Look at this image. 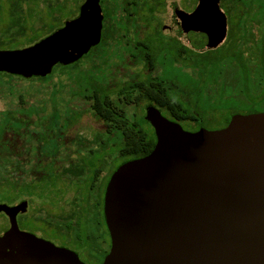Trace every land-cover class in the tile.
I'll return each mask as SVG.
<instances>
[{
  "label": "water",
  "instance_id": "water-1",
  "mask_svg": "<svg viewBox=\"0 0 264 264\" xmlns=\"http://www.w3.org/2000/svg\"><path fill=\"white\" fill-rule=\"evenodd\" d=\"M197 0L176 7L183 38L196 49L223 41L227 21ZM99 0L38 42L0 49V72L45 76L77 61L101 36ZM145 119L156 141L112 172L104 193L111 245L100 264H264V111L234 113L221 128L185 130L153 106ZM26 202L0 203L8 228L0 264H86L76 252L19 229Z\"/></svg>",
  "mask_w": 264,
  "mask_h": 264
},
{
  "label": "flooded vegetation",
  "instance_id": "flooded-vegetation-1",
  "mask_svg": "<svg viewBox=\"0 0 264 264\" xmlns=\"http://www.w3.org/2000/svg\"><path fill=\"white\" fill-rule=\"evenodd\" d=\"M12 1L9 6L14 8L9 23L32 29V42L22 44V47H25L62 28L68 20L76 18L84 0ZM160 1L158 9L150 14V7L155 6L156 0H99L102 11L100 40L81 58L72 62H79L87 54L95 56L100 63L99 69L96 70L107 71L109 75L107 83L101 82L97 86L99 89H109V94L116 101H122L125 90L131 97L135 88L142 91L146 99L141 101L137 98V103H133L132 98L129 99L127 102L131 104H127V112L141 123L146 136L154 139V144V128L145 119L146 108L149 106L155 107L163 116L181 126L186 123L187 128L182 126L185 130L206 128L195 122L177 121L161 107L165 88L181 99L182 91L187 87V83L181 84L178 76L168 79L164 73L165 68H180L182 60L191 57V61L187 60L185 63L192 64L189 68L191 75H194L192 67L197 68L198 56L204 59L217 48H228L230 45L228 22L225 37L216 47L200 50L189 45L183 38V24L176 18L175 8L179 7L190 13L197 6V0ZM202 3L207 8L204 0ZM160 9L163 10V18L157 16ZM257 25L260 29L261 24ZM260 37L261 32L257 39ZM20 46L15 48H22ZM70 64L56 63L45 76L25 77L0 72V175L3 176L4 183L14 188L15 204L26 202L25 210L16 215L19 229L76 252L79 259L86 264H100L111 245L104 218V193L115 169L107 178L102 175V169H97L98 172L95 173L87 169L78 179H70L71 161L81 160L80 164H83L86 163V151L99 152L109 149L80 148L76 152L77 148L70 146V127L76 124L84 113L71 124L68 110V69L58 75L59 65ZM61 76H65L66 80L52 82L54 77ZM15 79H33V83L22 85ZM38 85L49 90V100L38 99ZM223 87L224 85L222 90ZM183 100L186 106L193 105V101H189L186 94L183 95ZM197 119L201 120L200 117ZM143 123H147L150 129ZM101 125L103 130L98 131L99 135L115 137V132H108L102 122ZM72 180L80 183L74 191L69 211L56 214L39 209L28 214L34 198L46 201L52 209L54 204L60 207V203L68 200ZM0 214L7 218L4 212ZM0 228V233H3L8 227L3 225ZM86 259L90 262L85 261Z\"/></svg>",
  "mask_w": 264,
  "mask_h": 264
},
{
  "label": "trees",
  "instance_id": "trees-1",
  "mask_svg": "<svg viewBox=\"0 0 264 264\" xmlns=\"http://www.w3.org/2000/svg\"><path fill=\"white\" fill-rule=\"evenodd\" d=\"M11 1L12 0H10V2ZM160 3V0H156L154 4L155 6L150 7V14H153V11L158 9ZM217 3L221 4L223 11L226 14L225 17L227 18L229 25V44L230 42L232 44L235 42L237 48L228 53L229 64L226 68L214 69L215 74L212 70L209 73L210 77L208 83L203 84L201 89H199V87L195 88V90H197V95L195 98H189V101H193L192 106H186L184 104L185 100H183V95L189 94V90H191L190 84L192 83L190 82L192 81L187 82L186 89H183L182 91L181 99L176 98L167 88L163 90L164 101L161 107L166 113L171 114V117L175 118L177 121L195 122L205 127L216 123L214 117L216 115L220 116V114H214V110H219L216 109L218 108V105L212 106L211 100L209 105L201 107L203 108L202 110H199L200 107L198 106L199 100L202 97L211 96L208 91L211 89V87H209L210 84L213 87L216 85H224V90H222L221 96L227 91V86H231L234 90L244 92H248L246 90L250 87L249 90L251 89L250 91L254 94L253 97L248 98L249 104L239 106L237 110H228L223 124L220 126H224L228 122L230 114L234 112L251 113L264 110V0H217ZM13 8L14 7H10L12 14ZM257 23L261 25L263 24L260 39L254 38L255 36L253 34V29L255 27L257 28ZM26 29L27 28L25 27L17 26L13 22L7 24L4 29L2 28V30H0V48L7 49L9 46H14V48L19 46L14 45L13 43L18 36L25 34ZM30 42H32V37L28 40V43ZM258 43H260L261 46ZM221 49L224 48L222 47ZM224 53H227V51H220L219 54L212 52L205 56L204 59L199 58L197 68L202 70L201 61H216L215 58ZM88 61V66L99 69L100 63L95 56L92 55ZM76 63H72L69 66L59 65L60 70L58 71L59 75L68 69L70 77L68 110L71 124L76 121L75 119L82 114V112L90 110L91 113L102 122L108 132L111 131L116 134L114 135L115 137L95 134L90 140L81 135H75L70 139L71 148H77L76 152H78V149L80 148H109L108 151H112V155L108 153L109 160L115 157V162H117L114 168L111 169L112 171L124 161L149 153L153 148L154 139L152 140L146 136L141 123L137 121L134 116L129 115L126 107L127 104H131L130 102H127L129 99L132 98V102L137 103V98H140L142 101V99H146V95H142V91L135 88L132 97L125 90L123 91L124 97L122 101H116L109 94V89L101 87V89H99V86H97L98 83L89 76L83 78L74 77V64ZM250 63H253L252 67H250ZM234 67L239 69L240 73H238V71H230ZM38 79L45 80L47 78ZM200 79L196 81L195 86L201 84ZM108 81V78L105 77L102 84L107 83ZM245 84L248 87L245 86ZM37 90L39 100H49L51 93L48 89L45 90L44 86L38 85ZM230 93L228 94L230 95ZM197 117H200L201 120H198ZM114 146L116 147L115 149L112 148ZM70 153H72V151ZM97 153L99 152L86 151V163L83 164H80V162H82L81 160L71 161L72 167L69 170L70 179H78L79 176L86 173L87 169L89 172H98L97 169H101L100 163L98 166H95L96 162H93Z\"/></svg>",
  "mask_w": 264,
  "mask_h": 264
},
{
  "label": "rangeland",
  "instance_id": "rangeland-1",
  "mask_svg": "<svg viewBox=\"0 0 264 264\" xmlns=\"http://www.w3.org/2000/svg\"><path fill=\"white\" fill-rule=\"evenodd\" d=\"M204 2L207 5L208 9H215L218 8L219 10H221L223 13V7L221 6V4L217 3V0H204ZM10 1L9 0H0V30H2V28L4 29L5 26L7 24H9V21L11 20L12 16H11V10H10V6H9ZM185 3V2H184ZM163 10H158L157 11V16L163 18ZM225 14V13H224ZM263 25V24H262ZM262 25L260 26V29L257 25V28L255 27L253 29V34H254V38H257L260 35L261 29H262ZM32 34V29L29 27L25 30V34L22 36H18L17 39L14 41V45H21L20 47H22V44H27L29 38H31ZM30 35V36H29ZM28 37V38H27ZM27 38V39H26ZM18 47V46H17ZM14 48V46H9V48L7 49H12ZM237 48L236 43L234 42L233 44L230 42V45L228 46V48H224L221 49L217 48L215 51L216 54L221 51V52H226L218 57L215 58L216 61L210 62V61H201V68L202 70H199L198 68L192 67L193 69V73L194 75H191V70L189 67L192 66V64L188 63L186 64L185 61L189 60L191 61V57L187 58V59H183V64L181 65L180 68L177 67H172L169 66V70L168 68H165V76L168 79H174L177 76V79L181 82V84L190 82L192 84H190V88L191 90H189V94H186L187 98H195V96L197 95V90H195L196 87H199V89H201L203 84H207L209 81V73L213 70V73L215 74L214 69L217 68H226V66L229 64V55L228 53L231 52L232 50H235ZM2 49V48H0ZM91 55V54H90ZM90 55H85L79 62H77L76 64H74V73L73 76L76 78H83V77H87L89 76L90 78L94 79L97 83H101L103 81V79L105 77H108L109 75L107 74V71H98L95 68H92L91 66H88V60L89 58H91ZM203 59L202 56H198L197 57V61L196 64L199 63L198 59ZM181 61V62H182ZM253 66V63H250V67ZM231 68V67H230ZM229 68V69H230ZM228 69V70H229ZM230 71H238V73H240L239 69H236L235 67L232 68ZM65 76H61L59 77H54L52 82L55 81H65L66 79L64 78ZM201 78V79H200ZM220 78V76H219ZM201 80V84H199L198 86L196 84V81ZM221 79V78H220ZM33 79L30 80H26V79H21V80H16L18 81V83L22 84V85H29L32 84ZM51 81H48V83H52ZM245 86H247L245 84ZM209 87H211V89H209V94H211L210 97H202L199 100V104L198 106L200 107L199 110H202L203 106L209 105L210 101H211V105H218L219 110H214V114H220L216 115L214 118L216 120V123H214L213 125H209L206 126V128L208 129H213L216 128L217 126H220L223 124L224 118L226 117V112L228 110L234 109L237 110L239 106H245L247 104H249L248 98H251L254 96L253 92H251L249 90V88L246 90L248 92H244V91H240V90H234L233 88H231V86H227V91L225 92L224 95L221 96L222 94V85H216L215 87H213L211 84L209 85ZM248 87V86H247ZM231 91V93H230ZM230 93V95L228 94ZM252 93V94H251ZM171 94L174 95V92H171ZM235 94V95H234ZM78 102V101H75ZM0 108H2V103H0ZM249 110V109H248ZM261 110H259L258 112H260ZM223 115V116H222ZM167 116V115H166ZM143 125H145L147 128L150 129V126H148L147 123H143ZM182 126L184 128H187V124L183 123ZM103 130V126L101 125V121L98 120L92 113L90 110H86L81 118L79 119V121L72 125L70 127V138H72L75 134H80L83 137L88 138L89 140L91 138L94 137L95 134H98V131H102ZM112 151H99V153L96 155V158L93 159V162L95 163V166H98V164L100 163V167L102 169V175L107 178L108 175L110 174V172L112 171L111 169L114 168V166L116 165L117 162H115V157L111 160H109L108 157V153L111 154ZM112 155V154H111ZM98 158V159H97ZM3 176L0 175V203L3 204H15L16 201L14 202V199L16 197V192L14 190V188L12 186H10L8 183H4L3 182ZM82 179L81 178V183H82ZM80 183V182H79ZM79 183L76 180H72L70 187H69V192H68V200L60 203L59 205H61L60 207H58L56 204H54V208L52 209L51 206L44 200H40V199H33L32 205H30L29 208V212L28 214H31L32 212L36 211V210H48V211H53L56 214H61V213H66L67 211H69L70 206H71V199L74 195V191L76 190V188L79 186ZM14 202V203H13ZM8 220L6 217H3L2 214H0V227L5 225L6 227H8ZM90 230V229H88ZM1 231V228H0ZM1 234V233H0ZM49 234H51L49 232ZM90 262L89 260H85Z\"/></svg>",
  "mask_w": 264,
  "mask_h": 264
}]
</instances>
